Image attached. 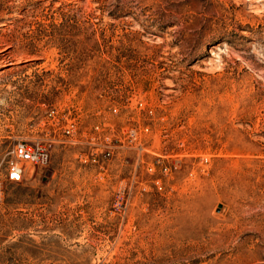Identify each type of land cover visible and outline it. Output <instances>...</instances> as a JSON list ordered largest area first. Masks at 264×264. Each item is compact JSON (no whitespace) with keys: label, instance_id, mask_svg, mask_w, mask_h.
<instances>
[{"label":"rangeland","instance_id":"rangeland-1","mask_svg":"<svg viewBox=\"0 0 264 264\" xmlns=\"http://www.w3.org/2000/svg\"><path fill=\"white\" fill-rule=\"evenodd\" d=\"M263 8L0 0V264H264Z\"/></svg>","mask_w":264,"mask_h":264},{"label":"built area","instance_id":"built-area-1","mask_svg":"<svg viewBox=\"0 0 264 264\" xmlns=\"http://www.w3.org/2000/svg\"><path fill=\"white\" fill-rule=\"evenodd\" d=\"M67 133L69 130L66 131ZM13 158L7 161V178L11 181H19L24 172V163L45 164L49 154L45 146L39 142L29 143L18 141L12 150ZM158 183V181L156 182ZM159 184V183H158ZM160 187V186H158Z\"/></svg>","mask_w":264,"mask_h":264},{"label":"bare ground","instance_id":"bare-ground-1","mask_svg":"<svg viewBox=\"0 0 264 264\" xmlns=\"http://www.w3.org/2000/svg\"><path fill=\"white\" fill-rule=\"evenodd\" d=\"M264 9V8H263ZM2 23V25H3V23L4 22H1ZM209 42V41H208ZM204 47H205V45H204ZM6 54V53H5ZM8 54V53H7ZM27 167H28V165H27ZM28 169H29V171H32L33 170V168L30 166V167H28Z\"/></svg>","mask_w":264,"mask_h":264}]
</instances>
